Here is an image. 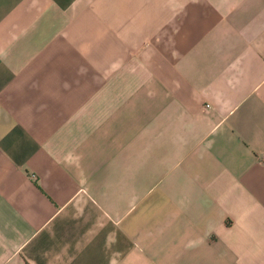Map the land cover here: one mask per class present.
<instances>
[{
  "label": "crops",
  "instance_id": "crops-1",
  "mask_svg": "<svg viewBox=\"0 0 264 264\" xmlns=\"http://www.w3.org/2000/svg\"><path fill=\"white\" fill-rule=\"evenodd\" d=\"M0 264H264V0H0Z\"/></svg>",
  "mask_w": 264,
  "mask_h": 264
}]
</instances>
